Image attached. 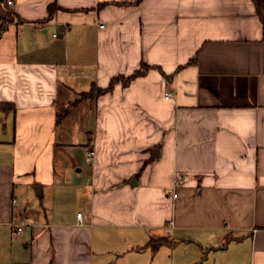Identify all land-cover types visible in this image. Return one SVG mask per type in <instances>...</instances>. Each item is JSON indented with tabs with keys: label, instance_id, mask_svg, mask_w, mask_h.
Returning a JSON list of instances; mask_svg holds the SVG:
<instances>
[{
	"label": "crops",
	"instance_id": "crops-1",
	"mask_svg": "<svg viewBox=\"0 0 264 264\" xmlns=\"http://www.w3.org/2000/svg\"><path fill=\"white\" fill-rule=\"evenodd\" d=\"M0 264H264L251 0H0Z\"/></svg>",
	"mask_w": 264,
	"mask_h": 264
},
{
	"label": "trees",
	"instance_id": "trees-1",
	"mask_svg": "<svg viewBox=\"0 0 264 264\" xmlns=\"http://www.w3.org/2000/svg\"><path fill=\"white\" fill-rule=\"evenodd\" d=\"M254 7H255V12H256V15L258 16L259 20H260V23H261V26H262V32H263V38H264V0H251ZM52 8H49V13L52 14ZM50 16V15H49ZM147 69L146 66H142L139 70L135 71L133 73V75H131L127 80H129L130 78L138 75V74H142L144 73V71ZM119 77H114L110 80V83H109V87H107L106 89H101V88H95V87H92L91 90L88 92V93H82L79 97V99H77L75 102H73L71 105H74L76 104L77 102L83 100V99H86V98H89V97H95L97 96L98 94H101L103 93L104 91L110 89L113 84L117 81ZM59 117V115H58ZM166 239L162 238L160 240H157L153 243H150V245H152L153 248H156L157 246L163 244V243H166Z\"/></svg>",
	"mask_w": 264,
	"mask_h": 264
},
{
	"label": "built area",
	"instance_id": "built-area-1",
	"mask_svg": "<svg viewBox=\"0 0 264 264\" xmlns=\"http://www.w3.org/2000/svg\"><path fill=\"white\" fill-rule=\"evenodd\" d=\"M11 1H8V4H11ZM53 36H56V34H53ZM170 96V93H165V98H168ZM84 153H85V159L87 162H91L93 161L94 155H95V151L93 150V148L89 147V146H85L83 148ZM178 177L175 179V183L178 182ZM173 197H176V194L173 193ZM81 213H77V218H80ZM30 222L29 217L27 216H22L19 221H17L14 224V234L16 235H20L23 231V228L28 225ZM172 224V222H169V225Z\"/></svg>",
	"mask_w": 264,
	"mask_h": 264
},
{
	"label": "rangeland",
	"instance_id": "rangeland-1",
	"mask_svg": "<svg viewBox=\"0 0 264 264\" xmlns=\"http://www.w3.org/2000/svg\"><path fill=\"white\" fill-rule=\"evenodd\" d=\"M55 33H56V31H55ZM57 34V33H56ZM70 123V122H69ZM70 125V124H69ZM71 126V125H70ZM62 128V127H61ZM60 128V129H61ZM62 129H64V128H62ZM68 131H66V133H68V137H69V139H71L70 137H71V133L73 132V129H72V127H68ZM16 196H18L19 197V200H22V195L21 194H16ZM37 199V198H36ZM164 244V243H163ZM166 244V243H165Z\"/></svg>",
	"mask_w": 264,
	"mask_h": 264
}]
</instances>
